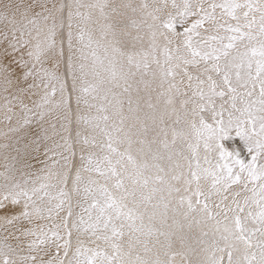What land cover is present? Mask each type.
Here are the masks:
<instances>
[{
	"label": "snow or ice",
	"instance_id": "6c2138e0",
	"mask_svg": "<svg viewBox=\"0 0 264 264\" xmlns=\"http://www.w3.org/2000/svg\"><path fill=\"white\" fill-rule=\"evenodd\" d=\"M0 264H264V0H0Z\"/></svg>",
	"mask_w": 264,
	"mask_h": 264
},
{
	"label": "rangeland",
	"instance_id": "374dc122",
	"mask_svg": "<svg viewBox=\"0 0 264 264\" xmlns=\"http://www.w3.org/2000/svg\"><path fill=\"white\" fill-rule=\"evenodd\" d=\"M223 143H224L225 147L229 151L233 150V148H236L237 151L239 152V157L241 159H246L247 158L246 145L244 144V142L242 141V139L239 138V137H236L234 135V133L233 134H230V136L227 139H225L223 141Z\"/></svg>",
	"mask_w": 264,
	"mask_h": 264
}]
</instances>
